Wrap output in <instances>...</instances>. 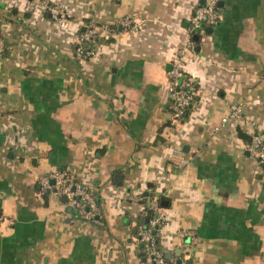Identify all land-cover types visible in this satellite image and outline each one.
<instances>
[{
    "label": "crops",
    "instance_id": "crops-1",
    "mask_svg": "<svg viewBox=\"0 0 264 264\" xmlns=\"http://www.w3.org/2000/svg\"><path fill=\"white\" fill-rule=\"evenodd\" d=\"M27 1L0 0V264H141L155 197L176 264H264V167L240 135L264 133V0H217L220 23L185 53L200 97L175 124L168 71L202 0H46L64 26ZM87 19L104 41L77 63ZM60 170L94 193L97 218L42 191Z\"/></svg>",
    "mask_w": 264,
    "mask_h": 264
},
{
    "label": "built area",
    "instance_id": "built-area-1",
    "mask_svg": "<svg viewBox=\"0 0 264 264\" xmlns=\"http://www.w3.org/2000/svg\"><path fill=\"white\" fill-rule=\"evenodd\" d=\"M44 7L50 17L62 26L69 21V15L66 8L56 2L46 0H28L25 10L33 12L38 7ZM221 14L217 0H204L195 10L190 19L188 33L191 39L183 49H180L172 61L168 71L169 93L172 103V122L183 121L189 107H191L200 97L199 86L195 79L187 72L185 68V53L188 47H193L192 37L194 34H200L206 27H215L220 23ZM121 27L129 28L132 19L125 18L120 21ZM85 27L89 29L79 33L76 37L77 49L76 57L80 62L85 60L86 56L94 54L91 50H85L84 41H89L93 36L99 34L97 27L91 21L86 22ZM84 27V30L86 29ZM3 39L0 37V49L3 46ZM241 107L233 104L229 115L223 118V122L240 117ZM246 150L250 156L255 158L264 167V133L254 132L250 140L246 143ZM178 155H176L177 158ZM183 164L189 162L188 159H179ZM52 179L55 180L52 183ZM41 189L44 192H54L58 195H67L69 204L76 209L86 219H95L100 214V209L94 193L73 176L67 170L56 171L41 179ZM150 220L148 226H141L137 233V240L144 245V259L141 264H176L166 257L165 251L160 247V234L167 222V215L161 205L159 198H152L149 202ZM147 214V209L143 208L142 217ZM1 220V216H0Z\"/></svg>",
    "mask_w": 264,
    "mask_h": 264
},
{
    "label": "trees",
    "instance_id": "trees-1",
    "mask_svg": "<svg viewBox=\"0 0 264 264\" xmlns=\"http://www.w3.org/2000/svg\"><path fill=\"white\" fill-rule=\"evenodd\" d=\"M70 19V18H69ZM93 22L94 23V25H95V27H99L100 25H98V24H96V22H94L92 19H87L86 20V22ZM86 29L84 30V29H81V30H79V33H83V32H85V31H87L89 28L88 27H85ZM195 35V34H194ZM194 35H193V37H194ZM0 37H1V35H0ZM193 37H192V40H193ZM101 41H104V39L99 35V34H97V35H95V36H93V38L92 39H90L89 41H84L83 42V47H84V49L85 50H91V51H93V52H95V49H96V45L99 43V42H101ZM77 44H75L74 45V59L77 61V63H80V61H79V59L76 57V49H77ZM3 47V46H2ZM1 47V49H0V51H3L4 50V48H2ZM90 57H92V55L91 56H86V58L85 59H89ZM191 107H189L188 108V110H187V112H186V114H185V116H184V119H186L187 117H188V111H189V109H190ZM183 119V120H184ZM240 135L243 137V138H245V140L248 142L249 140H250V138H251V135H246L245 133H243L242 131H240ZM148 205H149V203H146L145 204V208L147 209V214L146 215H144L141 219H140V222L142 223V225L143 226H148L149 225V218H150V213H149V207H148ZM138 232V231H137ZM143 245V244H142ZM143 248H144V245H143ZM143 257H144V255H143Z\"/></svg>",
    "mask_w": 264,
    "mask_h": 264
},
{
    "label": "water",
    "instance_id": "water-1",
    "mask_svg": "<svg viewBox=\"0 0 264 264\" xmlns=\"http://www.w3.org/2000/svg\"><path fill=\"white\" fill-rule=\"evenodd\" d=\"M202 2H204V0H202ZM219 5H220V1H218V6H219ZM28 14H30V13H28ZM82 29H84V28H82ZM206 29H207V30H209V29H210V30H213V27L211 26V27H208V28H206ZM198 38H199V35H198V34H195L194 37H193L194 40H198ZM54 182H55V180L52 179V183H54ZM146 194L148 195V193H146ZM63 200H64V201H67V200H68L67 195H63ZM166 257H167V258H171V253L167 252V253H166ZM181 262H182L181 259H179V260L177 261L178 264H181ZM186 264H192V260H190V259L187 260V261H186Z\"/></svg>",
    "mask_w": 264,
    "mask_h": 264
},
{
    "label": "rangeland",
    "instance_id": "rangeland-1",
    "mask_svg": "<svg viewBox=\"0 0 264 264\" xmlns=\"http://www.w3.org/2000/svg\"><path fill=\"white\" fill-rule=\"evenodd\" d=\"M132 24H133V22H131V26H132ZM131 26H130V27H131ZM124 28H126V27H124ZM171 116H172V114H171ZM170 123L175 124V122H172L171 118H170Z\"/></svg>",
    "mask_w": 264,
    "mask_h": 264
}]
</instances>
